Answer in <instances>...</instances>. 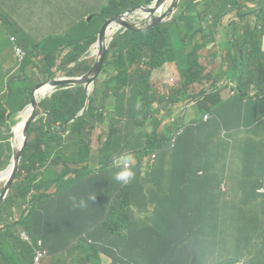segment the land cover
<instances>
[{"label": "trees", "instance_id": "1", "mask_svg": "<svg viewBox=\"0 0 264 264\" xmlns=\"http://www.w3.org/2000/svg\"><path fill=\"white\" fill-rule=\"evenodd\" d=\"M152 1L110 0L100 16L105 21ZM13 2L0 0V172L12 157L15 121L9 122L30 105L35 85L58 71L87 74L98 33L92 23L72 33L18 26L27 52L21 62L9 24L17 26L14 17L30 11L29 4ZM247 2L264 16V0H181L165 23L121 28L87 113L65 133L86 106L84 85L58 87L40 102L38 111L50 116L31 126L11 193L0 205V264H32L38 240L49 253L43 264H264V241L256 244V226L237 191L249 202L245 195L264 182L256 142H241L234 126L255 130L256 122L264 123V29L247 20L255 12L244 9ZM211 43L226 56L206 74L201 50ZM167 63L177 65L181 82L163 89L152 76ZM223 88L232 89L230 99L222 97ZM256 96L263 102L244 123L245 101ZM191 106L196 116L186 122ZM175 115L177 130L168 125ZM153 154L154 164L141 169ZM122 157L131 158L128 183L114 179L120 170L114 161ZM237 162L246 165V176L236 175L235 186L227 175ZM22 232L33 244L22 241Z\"/></svg>", "mask_w": 264, "mask_h": 264}, {"label": "crops", "instance_id": "2", "mask_svg": "<svg viewBox=\"0 0 264 264\" xmlns=\"http://www.w3.org/2000/svg\"><path fill=\"white\" fill-rule=\"evenodd\" d=\"M109 1L110 0H14L13 5L16 3L29 4L25 6L28 8L30 13L14 17L17 26L9 24L14 33L12 38H15L22 47L23 43L20 39L18 26L25 28L27 32H35L39 27H44L43 30H48L49 27H56L57 29L72 33V31H74L77 27L83 25L91 15L99 13ZM37 3H40V5H35ZM248 5L253 6L251 3H248ZM12 54L14 55V53ZM174 68V64H167L164 68L154 71L152 81L157 83L159 76H161L165 70ZM232 94L233 92L227 93V88H223V98L230 99ZM245 102L248 103V101ZM190 112H194L193 109H191ZM240 120L244 123H251L252 121L250 120L249 122H246V114H244L243 118ZM234 126L240 136L241 142H246L247 139H251L256 142V154L264 163V123L259 124L256 122L255 132L243 127L237 128L236 125ZM236 166L238 169L234 168L233 171L230 172L231 176L228 181L229 184H233L235 186L236 175L239 177L246 176V172L244 170L246 165L237 162ZM262 186L264 187L263 181L256 187V189H253L250 193L245 195V198L249 202L243 200V192L237 190L239 193V203L242 206L240 208L244 210L248 219L256 226V244H261L264 241V197L259 195L257 192Z\"/></svg>", "mask_w": 264, "mask_h": 264}, {"label": "water", "instance_id": "3", "mask_svg": "<svg viewBox=\"0 0 264 264\" xmlns=\"http://www.w3.org/2000/svg\"><path fill=\"white\" fill-rule=\"evenodd\" d=\"M164 0H157V2L155 3L154 6H135V7H131L128 10V13H123V14H119L117 16H115L114 18L108 20L101 29L100 32V37H99V43H100V54H99V59L95 62V64L93 65L92 69L85 75L81 76V77H62V78H58L55 77L53 79H50L48 81H44L43 83H40L38 85H36L33 90H32V103L30 105H28L26 107V109L28 107H32V113L30 115V117L28 118V120L26 121L25 125H24V129H23V143L20 147V149H17L14 145V141H13V129L17 124V121L15 122V124L12 127L11 130V146H12V157H11V161L10 164L8 165V167L3 170L2 172H0V177L6 172L8 171L12 166L13 169L11 171L10 177L6 180V181H2L4 183L3 186V190L0 193V205L3 204L5 202V200L8 198V196L11 193L12 190V186L14 184V181L17 177L18 171H19V167L21 164V160H22V156H23V152L28 144L29 141V130L31 128V126L41 117V116H50V114L48 112H39V103L37 102L34 98L35 92L40 89V88H44V86H48L51 88H58V87H68V86H76V85H84V87L86 88V90L90 94L93 92L94 87H95V81L99 78L104 63H105V59H106V55H107V46L104 44L106 41V30L108 29V27L114 25V24H119L122 27H125L127 29H131V30H143L145 28H149L157 23H161L165 20V18L167 16H171L172 11L175 12L176 8L178 7L179 1L180 0H175V2L173 3V5L168 8L163 14L160 15H156V11H158V9L161 7L162 2ZM142 10L144 12H148L149 16L146 20H144L140 25L131 22L130 20L127 19V16L130 12L133 11H137V10ZM87 103L86 106L84 107V109L78 114L76 115L72 120H70L65 129L63 130V133H65L69 126L79 117L83 116L84 114H86V112L89 109V103H90V97L87 98ZM25 108L19 112V117H21V114L26 110Z\"/></svg>", "mask_w": 264, "mask_h": 264}, {"label": "clouds", "instance_id": "4", "mask_svg": "<svg viewBox=\"0 0 264 264\" xmlns=\"http://www.w3.org/2000/svg\"><path fill=\"white\" fill-rule=\"evenodd\" d=\"M181 1V0H180ZM180 1H179V4H180ZM157 2V0H153L152 1V3H150L149 5H146V6H154L155 5V3ZM175 2V0H171V2L169 1V0H164L163 2H162V5H161V7L158 9V11H156V15H160V14H163L168 8H170L172 5H173V3ZM248 3H251V4H253V6H249L248 5ZM163 4H165L166 6L165 7H163ZM179 4H178V6H179ZM108 4H106L103 8H105L106 6H107ZM103 8L101 9V11L99 12V13H96V14H93V15H91L88 19H87V21L83 24V25H87V24H89V23H92V26H93V28H94V31H92V34H93V32L95 33V30L97 31L98 30V33H97V40H96V42L90 47V49H89V51H90V53L92 54V57L95 59V62L99 59V54H100V43H99V37H100V32H101V29H102V26L108 21V20H110V19H112V18H114V17H112V18H109V19H106L105 21H104V19L100 16L101 15V13H102V10H103ZM250 8H252L253 10H255V12L254 13H249V15L247 16V20L249 21V22H251V23H256V22H259L260 23V26H263V29H264V16H259V14L258 13H256V3H253V2H247V4H245V7H244V9H250ZM177 11V9L175 10V12ZM174 12V13H175ZM123 13H128V11H125V12H122V13H120V14H123ZM119 15V14H118ZM253 15H256V21H254V20H251L250 19V17L251 16H253ZM115 16H117V15H115ZM148 16H149V13L148 12H144V11H142V10H139L138 12H137V14H135V15H131V14H128V16H127V19L128 20H130L131 22H134V23H136V24H138V25H140L144 20H146L147 18H148ZM96 18H100L101 19V24L99 25V26H95L94 25V20L96 19ZM135 18H137V19H135ZM170 18H171V16H167L166 18H165V20L163 21V22H161V23H165V22H167V21H169L170 20ZM252 19H253V17H252ZM83 25H81V26H83ZM81 26H79V27H81ZM112 27H118V30L117 31H119L121 28H123L121 25H119V24H114V25H112V26H110V27H108V29L106 30V41H105V45L107 46V52H108V49H109V47H110V45H111V43H112V41L114 40V38L116 37V35L118 34V32H116V33H114L113 35H109V29L110 28H112ZM78 28V27H77ZM76 28V29H77ZM75 29V30H76ZM263 38H264V35H263V37H262V48H263ZM211 45H216L217 46V49L216 50H214V52H213V55L214 56H218L219 57V54L220 53H222V52H225V55H224V57L223 58H225V56H226V51L225 50H222V49H220V47H219V44L218 43H211L208 47H206V48H203L202 50H201V58H202V51L204 50V49H208ZM22 48V47H21ZM23 49V48H22ZM24 50V49H23ZM264 50V49H263ZM25 51V50H24ZM26 52V51H25ZM27 53V52H26ZM107 56V55H106ZM97 57V58H96ZM27 58V57H26ZM201 58H200V63H201ZM222 58V59H223ZM26 60V59H25ZM105 61H106V59H105ZM95 62H94V64H95ZM222 62V60H220V62L218 63V66H219V64ZM60 62H58V64H59ZM93 64V65H94ZM167 64H174L175 65V68L174 69H171V70H174V71H169L167 74H166V82L167 83H169L170 85H172L173 87H176V86H178V85H180V82H181V79H180V77H179V75L177 74V65L175 64V63H167ZM167 64H165V65H167ZM202 64V63H201ZM104 65H105V63H104ZM203 65V64H202ZM73 66V65H72ZM205 68H206V66L205 65H203ZM218 66H217V68H218ZM93 67V66H92ZM165 67V66H164ZM164 67H162V68H164ZM103 68H104V66H103ZM162 68H160V69H162ZM217 68L214 70V71H207V68H206V74H209V73H213V72H215L216 70H217ZM92 69V68H91ZM160 69H157V70H160ZM103 70V69H102ZM167 70H169V69H167ZM167 70H165V71H167ZM55 71H57V69L55 70ZM156 71V70H155ZM59 72V71H58ZM102 73V72H101ZM154 73V72H153ZM64 74V73H63ZM101 75V74H100ZM57 76V75H56ZM64 77H66L65 75H64ZM153 77V76H152ZM58 78H62V77H58ZM72 78V77H71ZM53 79V78H52ZM44 81H41V82H38L36 85H38V84H40V83H43ZM96 82V81H95ZM226 82V81H225ZM35 85V86H36ZM44 87H46V86H44ZM68 87H71V86H68ZM173 87H171V88H173ZM63 88H67V87H63ZM95 88V87H94ZM40 89H42V88H40ZM40 89H38V90H40ZM37 90V91H38ZM36 91V92H37ZM35 92V93H36ZM56 92V88H53V90H52V92H50L47 96H45V97H43L41 100H39V101H37L36 100V98H35V95H34V98H35V100L37 101V102H41L43 99H45L46 97H48V96H50V95H52V94H54ZM254 93V96H255V93L256 92H253ZM91 95V94H90ZM90 97V96H89ZM31 103H32V91H31ZM30 103V104H31ZM40 104V103H39ZM25 109H26V107H25ZM39 112H43V111H39ZM87 113V112H86ZM20 114L18 113V115L17 116H15L14 118H12L15 122L17 121L16 120V118L19 116ZM42 117V116H41ZM246 129H249V130H252V131H256V129L255 130H253L252 128H246ZM182 132V131H181ZM94 138V137H93ZM93 150H94V146H93ZM97 150H94V152H96ZM149 157V156H148ZM145 161V160H144ZM144 161H143V163H144ZM130 163H131V158L130 157H127V158H120V159H117V160H115L114 161V166L116 167V168H118V169H120L119 171H117L116 173H115V175H114V179L117 181V182H120V183H128L133 177H134V172L131 170V168H130ZM143 163L141 164V169H144L145 167H143ZM2 172V171H1ZM258 194L259 195H261V196H263L264 197V187L262 186L261 188H259L258 189ZM80 206H84V201H81L80 202ZM22 233H24V232H22ZM22 233H20V237H21V234ZM28 234V233H27ZM29 235V234H28ZM30 236V235H29ZM31 237V236H30ZM22 239V238H21ZM31 239H32V237H31ZM22 241H24V240H22ZM38 241H42V240H38ZM38 241H37V243H38ZM24 242H27V241H24ZM43 242V241H42ZM28 243H30V242H28ZM37 243L35 244V248H36V246H37ZM30 244H33V239H32V243H30ZM43 247H44V243H43ZM45 249H47L46 247H44ZM48 256H49V253H48ZM34 258H35V251H34ZM46 259H48V257L47 258H45L44 260H46ZM44 260H43V262H44ZM43 262H42V264H43ZM32 264H34V260H33V263Z\"/></svg>", "mask_w": 264, "mask_h": 264}, {"label": "rangeland", "instance_id": "5", "mask_svg": "<svg viewBox=\"0 0 264 264\" xmlns=\"http://www.w3.org/2000/svg\"><path fill=\"white\" fill-rule=\"evenodd\" d=\"M169 1L171 2V0H169ZM8 3H9V1H7V4H8ZM0 8H1V6H0ZM252 17H253V19H252ZM135 19H137V18H135ZM250 19L256 21V15L251 16ZM100 24H101V19H100V18H96V19L94 20V25H95V26H99ZM116 32H118V31H116ZM116 32H115V33H116ZM216 49H217V46H216V45H211L208 49H204V50L202 51L201 63H202L203 65L206 66L207 71H214V70L217 68L218 63L220 62V60H222V58H223L224 55H225V52H222V53L219 54V57H218V56H217V57L214 56V55H213V52H214V50H216ZM96 58H97V57H96ZM169 71H174V70L169 69V70H167V71H164V72L162 73V75L159 76V78H158V82H159V84L163 87V89H168V88L173 87L172 85H170L169 83L166 82V74H167ZM30 74H31V72H29V73H28L27 75H25L24 77L28 78V77H30V76H29ZM56 77H64V74H63L62 72H57V76H56ZM26 82H27V81H26ZM224 83H225V82H224ZM231 92H232V89H231V88H227V93H231ZM252 96H254V93H252ZM262 102H263V101L260 100L259 97H257V96H256V98L253 97L250 101H248V103H247V107H246V111L248 112V113L246 114V122H247V121L249 122L250 120H253V119H254V117H255V110L259 107L260 103H262ZM194 107H195V106H191V107L188 108V110H187V112H186V114H187V116H186V122H189L191 118H193V117L196 116V113H195V111H194ZM191 109H193L194 112H190ZM178 119H179V116H178V115H175V116L170 117V120H171L172 122H168V125L171 124V123H173L174 127H176V130H177V128L180 126V122L178 121ZM16 120H17V123H18L19 120H20V117L18 116V117L16 118ZM13 123H14V122H13V119H12V120L9 122V125L12 126ZM100 128L105 129L106 127H105V126L99 127V128L95 131V133H94V138H93V146H94V150H98V149H99V145H100V143H99V140H98V135H100V134H99V133H100ZM101 135H102V134H101ZM230 176H231L230 174L227 175L228 178H229ZM3 186H4V183H3L2 181H0V190L3 189ZM15 256H17V255H14L13 257H15Z\"/></svg>", "mask_w": 264, "mask_h": 264}, {"label": "bare ground", "instance_id": "6", "mask_svg": "<svg viewBox=\"0 0 264 264\" xmlns=\"http://www.w3.org/2000/svg\"><path fill=\"white\" fill-rule=\"evenodd\" d=\"M124 28V27H123ZM118 30V27H112L109 29V35H113L116 31ZM53 88L46 86L41 92L40 94L37 96L36 100L39 101L41 100L43 97L47 96L50 92H52ZM32 107H28L22 114L20 117L19 122L16 124V126L13 129L14 132V139H15V147L17 149H20L22 143H23V129H24V125L26 123V121L28 120V118L30 117L31 113H32ZM13 169V166L6 171L1 177H0V181H6L11 174V171Z\"/></svg>", "mask_w": 264, "mask_h": 264}, {"label": "built area", "instance_id": "7", "mask_svg": "<svg viewBox=\"0 0 264 264\" xmlns=\"http://www.w3.org/2000/svg\"><path fill=\"white\" fill-rule=\"evenodd\" d=\"M16 52H17V55L19 57V60L21 62H24L26 57H27V53L22 48H17ZM207 119H208V117L205 118V121ZM155 160H156V155L155 154L150 155L149 157H147L145 159V161L143 163V167H147L149 165H153ZM21 238L24 241L32 243L31 237L26 232L21 234ZM47 257H48V250L43 247V242L42 241H38L37 246L35 248L34 264H42L43 260L45 258H47Z\"/></svg>", "mask_w": 264, "mask_h": 264}]
</instances>
